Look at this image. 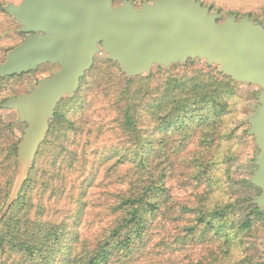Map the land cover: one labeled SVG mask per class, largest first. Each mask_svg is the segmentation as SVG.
<instances>
[{"label":"trees","instance_id":"obj_1","mask_svg":"<svg viewBox=\"0 0 264 264\" xmlns=\"http://www.w3.org/2000/svg\"><path fill=\"white\" fill-rule=\"evenodd\" d=\"M0 13H5L2 6ZM14 34L25 37L18 33V29ZM105 70L106 73L110 72V76ZM164 73H169V70ZM95 74H100L101 83L106 82L108 85L107 89L101 85L103 95L109 98L108 108L115 115H106L101 128H98L99 134L112 131L117 136L116 144L112 143L109 147V156L99 163L103 179L115 180L119 186L109 194L111 201L106 204L111 217L110 223L90 237H81L76 230L71 243L75 244L76 247L73 248L77 251L71 248L61 257H55L56 248L65 234V225L56 223L43 213H32V209L37 207V210L44 212L45 203L51 202L57 192L63 196L69 194L83 180L79 181L82 177H74L78 151L70 149L72 144L64 136L58 150L45 157L42 163L38 151L27 182L22 186L7 215L0 220V264H135L139 261L151 240L154 220L170 209L167 206L171 200L168 184L169 167L172 165L165 152V143L158 141L160 136L170 134L178 135L181 143L195 142L192 159H185L182 164L191 170L187 174L190 182H196L197 187L204 184L208 189L194 205L179 204L176 218L181 221L184 216H189L190 224L186 225V233L215 237L221 241L225 255H228L239 245L245 229L250 227L247 220L238 223L232 219L238 216L241 201L229 200L223 203L212 196L213 187L219 182L214 175L219 165L214 150L219 146L218 139L224 136L221 124L230 106L228 99L233 97L237 84L219 73L218 68L206 65V72H193L190 77H167L161 93L156 96L158 90L151 87L152 84L148 81L151 73L127 79L117 64L107 60L103 69L93 66L81 79V84H87V79ZM12 77L0 78V88ZM77 92L74 97L64 98L57 105L49 124V132L41 146L51 147V138L65 135L60 133L65 120L59 107L63 100L77 103ZM99 97L95 93L94 99L99 100ZM9 98L0 101V111L1 104ZM86 107L89 106L86 104ZM143 107L147 109L150 120L156 124L155 132L148 137L144 136L139 124V112ZM245 134L247 135V131ZM19 140L20 137L14 134L13 126L5 124L0 114V153L6 152L4 158L0 157V194L5 200L8 194L9 169L16 164ZM185 146L181 144L178 148L181 151ZM82 154L85 155V151ZM67 157L72 159L66 165L62 161ZM93 162L91 158L88 159L86 166L91 167ZM81 163L83 164L80 166L84 167L85 162L82 160ZM249 179H241V183L244 187L253 188ZM88 183L89 189L96 183L95 178L91 177ZM35 185L41 200L33 205L28 189ZM48 192L52 196L43 200ZM87 194V190L81 193V198L77 201V213L87 208ZM245 201L253 204L252 198ZM253 210L257 215H263L255 205ZM75 227L80 226L77 224ZM217 261L218 259L214 262Z\"/></svg>","mask_w":264,"mask_h":264},{"label":"water","instance_id":"obj_2","mask_svg":"<svg viewBox=\"0 0 264 264\" xmlns=\"http://www.w3.org/2000/svg\"><path fill=\"white\" fill-rule=\"evenodd\" d=\"M2 10L24 40L0 64V78L21 76L38 66L57 64L52 76L37 81L28 95L6 99L24 127L17 145L16 171L10 178L3 219L27 182L49 132L57 105L72 98L80 81L104 53L127 79L201 60L236 84L257 87L258 105L248 116L247 135L256 147L250 184L259 190L253 204L264 213V27L249 16L224 20L197 0H150L136 8L129 0H21Z\"/></svg>","mask_w":264,"mask_h":264},{"label":"rangeland","instance_id":"obj_3","mask_svg":"<svg viewBox=\"0 0 264 264\" xmlns=\"http://www.w3.org/2000/svg\"><path fill=\"white\" fill-rule=\"evenodd\" d=\"M20 1L0 0V6L3 8L9 3L18 4ZM121 1L113 0V6L120 5ZM129 1L138 8L143 1L150 0ZM197 1L211 11H217L221 16V20L231 14L235 15L236 19L247 15L264 27V0ZM13 23L8 15L0 13V64L5 61L6 54L24 40L23 37L14 34L15 30H19V26ZM106 61L107 56L101 52L96 55L93 66L103 69ZM58 70L59 66L57 64L45 63L38 66L33 72L9 78L0 88V101L20 94L28 95L35 89L38 80L52 76ZM165 71L167 70L158 69L156 66L151 70V77L148 81L152 84L151 87L158 90L156 96L161 93L167 77L171 75L190 77L193 72H206V65L201 60L196 59L183 66H171L167 74L164 73ZM106 74L110 76V72ZM100 76V74H95L89 77L87 84H81L80 82L79 87H81V90L79 89L77 92L79 97L77 103L63 100L59 112L65 122L61 125L60 133L65 135H62L61 138H58L57 135L51 138V147L41 146L38 153L42 163L45 157L58 150L62 138L67 137V141L72 144L70 149L78 151L77 162L75 163L77 166L75 172L72 173L75 178L82 177L79 181L83 179L77 187L71 190V193L63 196L60 192H57L51 202L45 203L44 212L37 210V207L32 209V213L39 215L43 213L49 219L55 220L56 223H64L65 225V234L56 248L55 257H61L71 248L76 247L75 244L71 243L76 230L81 237H90L109 225L111 217L106 210V204L111 201L109 194L119 187L115 180L103 179L102 167L99 164L109 156V147L112 143L115 145L117 139L112 131H106L103 134L98 133V128H101L104 117L106 115L115 116L113 115L114 112L108 108L109 98L103 95L104 91L101 85L104 89H107L108 85L106 82L101 83ZM90 89L93 92L91 94ZM95 93L100 95L99 100L94 99ZM258 93L259 89L257 87L245 84L236 85L233 97L228 99L230 106L221 124L224 136L218 139L219 146L214 150L219 162L214 175L219 179V182L215 183L217 186L213 187L212 196L217 200L220 199L223 203L229 200L241 201L237 210L238 216L232 217V219L238 223L246 220L250 222V227L247 230L245 229L240 237L239 245L228 255H225L224 246L215 237L202 233L195 235L186 233V225L190 224L189 216H184L181 221L180 218H176V215L179 214V204L194 205L208 189L204 184L197 187L196 182H190L187 174L191 170L185 168L182 164L185 159V161L192 159L195 142L181 143L178 135L170 134L165 137L160 136L158 141L165 143V152L169 157V163L172 165L169 167L168 184L171 200L170 205L167 206V209L170 208L171 210L168 209L169 211L162 212V215L160 214L154 220L153 225L155 226L151 240L145 249L146 252L135 264H236L238 262L264 264V213L261 216L257 215L253 210L254 204L251 205L245 201V199L258 195L259 190L254 187H244L241 183V179H249L255 169L253 162L257 152L256 147L252 137L246 135L245 132L249 129L247 118L255 112L258 105L256 99ZM92 94L93 96H89ZM86 104L89 106L88 108ZM0 114L5 124L13 126L15 136L20 137L24 126L18 122L17 113L13 110L2 109ZM139 124L144 136L148 137L155 132L156 124L150 120L145 107L139 112ZM118 137L120 136L118 135ZM181 144L186 146L180 151L178 146ZM84 151L85 155L82 154ZM0 154L1 158L6 156L5 151ZM88 155L91 157H88ZM90 158L94 161V164L88 168L86 164ZM71 159L72 157H67L63 159L62 163L67 165ZM82 160L85 162L84 167L80 166L83 164L81 163ZM15 171L16 164L9 169L10 178ZM91 177L95 178L96 183L88 189L87 186ZM37 189L36 185L28 189V196L33 205L41 200ZM83 190L88 191L85 199L89 204L83 212L77 213V201L81 198ZM49 196H52L50 192L44 196L43 200H48ZM5 202L3 195L0 194V211ZM77 224L80 227L76 228ZM73 250L77 251L74 248ZM225 256L227 257L225 258ZM216 259L218 261L214 262Z\"/></svg>","mask_w":264,"mask_h":264}]
</instances>
